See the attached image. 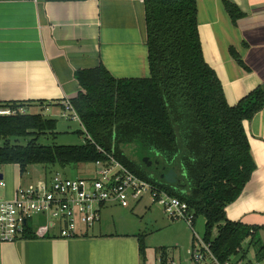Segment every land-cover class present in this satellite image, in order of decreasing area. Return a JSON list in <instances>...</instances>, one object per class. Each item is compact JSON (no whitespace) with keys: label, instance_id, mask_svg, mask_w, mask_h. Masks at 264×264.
<instances>
[{"label":"crops","instance_id":"obj_1","mask_svg":"<svg viewBox=\"0 0 264 264\" xmlns=\"http://www.w3.org/2000/svg\"><path fill=\"white\" fill-rule=\"evenodd\" d=\"M226 3L241 13L235 22ZM196 8L204 61L234 106L264 88V0H196ZM147 57L143 0H0V103L28 102L31 112L60 113L61 102L82 91L77 71L103 66L115 79L148 78ZM39 102L47 106L42 109ZM243 126L256 169L225 213L229 221L258 229L256 239L264 246V107ZM52 174L37 165L28 167L26 176L17 165L0 166L5 183L0 201ZM138 203L123 208L110 202L101 215L113 206L132 212ZM105 218L73 239L59 238L56 230L39 235L37 228L47 220L33 219L28 227L35 238L0 241V264H155L159 258L195 264L186 256L194 237L184 225L166 223L168 240L163 242L153 241L138 224H110ZM251 252L245 260L257 259Z\"/></svg>","mask_w":264,"mask_h":264},{"label":"trees","instance_id":"obj_2","mask_svg":"<svg viewBox=\"0 0 264 264\" xmlns=\"http://www.w3.org/2000/svg\"><path fill=\"white\" fill-rule=\"evenodd\" d=\"M143 3L149 77L115 79L103 66L77 71L82 91L70 102L87 135L80 145L39 144L41 136L55 135L56 121L29 111L28 102L0 103V109L17 111L0 115V166L17 165L24 175L34 165L47 170L94 164L112 155L140 179L185 202L195 219L203 216L202 239L220 262L245 260L251 247L262 259L258 229L229 221L225 208L240 196L256 169L243 123L264 107V88L228 105L202 55L196 0ZM225 6L235 22L241 13L232 4ZM45 105L39 102L40 108ZM129 146L155 151L166 162L176 160L185 174L179 188L151 180L125 154ZM23 238H35L28 226ZM140 248H145L142 239Z\"/></svg>","mask_w":264,"mask_h":264},{"label":"built area","instance_id":"obj_3","mask_svg":"<svg viewBox=\"0 0 264 264\" xmlns=\"http://www.w3.org/2000/svg\"><path fill=\"white\" fill-rule=\"evenodd\" d=\"M61 119L74 120L81 124L70 100L61 102ZM49 111V109H45ZM25 109H19L23 114ZM17 111L0 109V115H14ZM82 125V124H81ZM99 151H102L97 147ZM96 176L91 179L67 178L53 173L50 180L19 187L10 200L0 201V241L15 242L23 239L29 221L45 217L44 225L37 228L39 235L56 230L62 239L82 236L99 223L102 207L115 202L123 208L141 201L146 193L152 202L162 207L172 220H182L191 229L194 245L185 252L195 264H264V258L256 260L228 259L220 262L211 252L210 244L200 239L194 231L195 216L188 205L176 197L169 196L163 190L140 179L108 155L106 161H96ZM5 183L0 180V189ZM155 264H174L159 258Z\"/></svg>","mask_w":264,"mask_h":264},{"label":"rangeland","instance_id":"obj_4","mask_svg":"<svg viewBox=\"0 0 264 264\" xmlns=\"http://www.w3.org/2000/svg\"><path fill=\"white\" fill-rule=\"evenodd\" d=\"M53 114V115H52ZM58 113H52L50 111H42V115L45 118H51L56 121L55 135H45L38 139V143L42 145H80L86 138V133L83 126L74 120L61 119L57 116ZM80 132V133H79ZM22 144L24 142L22 141ZM125 154L135 162L139 167L145 170L148 177L156 183H164L169 186L176 185L178 179L185 177L178 162L176 160L172 162H166L160 154L155 151L145 150L140 146H129L124 148ZM144 159H148L149 166L144 164ZM38 167H43L37 165ZM45 168V167H43ZM58 173L67 178H84L91 179L96 176V167L93 164H79L77 166H53L48 167L47 172ZM26 174V173H25ZM24 174V175H25ZM26 176V175H25ZM153 198L146 193L143 199L134 207L133 211H123L118 206H113L109 211H103L102 221H106V216L109 217L107 221L110 224L126 223L138 224V227L142 229V232L152 235L153 241L168 240V232L164 230L166 223L170 224H182L187 227L190 238L193 236L191 229L182 220H172L164 214L163 209L156 202H152ZM129 210V209H128ZM111 213V214H109ZM109 215V216H108ZM197 219L198 227L194 228L195 233L200 239L204 234V228L201 229V224L205 225V219L203 216H199ZM172 220V221H171ZM180 227V226H179ZM183 229L182 227H180ZM84 231V229H82ZM159 244V243H158ZM158 246V245H157ZM179 251V249H177ZM253 248H250V258H252ZM187 256V255H186ZM188 257V256H187Z\"/></svg>","mask_w":264,"mask_h":264},{"label":"water","instance_id":"obj_5","mask_svg":"<svg viewBox=\"0 0 264 264\" xmlns=\"http://www.w3.org/2000/svg\"><path fill=\"white\" fill-rule=\"evenodd\" d=\"M144 164L146 165V166H149L150 165V162L148 161V159H144ZM2 177L0 176V179H1ZM176 185H178L179 186V181H177L176 182ZM176 188V187H175Z\"/></svg>","mask_w":264,"mask_h":264},{"label":"flooded vegetation","instance_id":"obj_6","mask_svg":"<svg viewBox=\"0 0 264 264\" xmlns=\"http://www.w3.org/2000/svg\"><path fill=\"white\" fill-rule=\"evenodd\" d=\"M179 180H182V179H178V181H179ZM174 187H176V188H179V186H178V185H174Z\"/></svg>","mask_w":264,"mask_h":264}]
</instances>
